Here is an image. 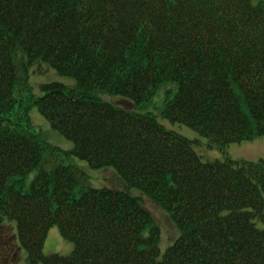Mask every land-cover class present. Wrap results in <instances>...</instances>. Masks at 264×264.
<instances>
[{
	"label": "trees",
	"instance_id": "16d2710c",
	"mask_svg": "<svg viewBox=\"0 0 264 264\" xmlns=\"http://www.w3.org/2000/svg\"><path fill=\"white\" fill-rule=\"evenodd\" d=\"M43 64L71 85L35 94ZM33 106L110 184L43 162ZM176 124L264 136V0H0V264L16 238L29 264H264V158L206 160ZM152 206L178 230L165 250ZM54 226L71 254L44 255Z\"/></svg>",
	"mask_w": 264,
	"mask_h": 264
},
{
	"label": "rangeland",
	"instance_id": "374dc122",
	"mask_svg": "<svg viewBox=\"0 0 264 264\" xmlns=\"http://www.w3.org/2000/svg\"><path fill=\"white\" fill-rule=\"evenodd\" d=\"M43 66L45 67L44 71H48L50 69L58 77L52 75L47 78L50 80H46V74L44 71L37 72L36 74L31 75L30 86L35 94L42 93V85L46 82L58 81L68 85H71L70 83L73 82V80L69 77L58 74L50 65L43 64ZM37 84L39 85L37 86ZM30 115L33 124L36 125V127L42 129L43 138L54 148L52 152L45 153L43 160L44 163L48 164L49 162V164H53L62 160H64V162L66 163L72 162L81 169L85 170L89 177V185L101 187L106 185L105 183L110 184V181L115 176V171L111 169V167L93 169L85 160H81L72 155L66 156L65 152L70 151L74 146L73 141L67 139L64 135L53 129L50 122L45 118V116L41 113L37 106L32 107ZM163 121L166 123V120ZM174 129H176L177 132H179L183 136L189 138L190 140H193L197 144L196 147L198 150L202 151L203 149L205 151L203 152V155L205 156L206 160L223 158L227 153L228 156L241 161L255 162L259 161L261 158H264V136L254 138L253 140L233 142L227 147H222L219 144L211 143L206 137L201 135L197 130L189 125L176 124ZM97 178H99V180ZM150 210L154 212L156 220L162 226L163 245L165 246L171 243L177 237V228L166 216L164 211L154 206H152ZM12 224L16 228V222L13 221ZM256 224L259 228L264 229V223L261 220H257ZM15 244L16 246H18V250L15 251L16 253H14V255L18 256V258L15 260L14 264H29L27 260V251L23 246L20 245L18 238H16ZM74 247L75 242L66 238L59 226H54L50 229L48 237L46 239L44 254L46 256L55 253L68 255L72 253Z\"/></svg>",
	"mask_w": 264,
	"mask_h": 264
}]
</instances>
